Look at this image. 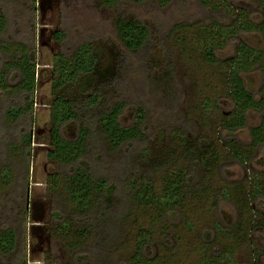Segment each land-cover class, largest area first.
<instances>
[{
  "label": "rangeland",
  "instance_id": "rangeland-1",
  "mask_svg": "<svg viewBox=\"0 0 264 264\" xmlns=\"http://www.w3.org/2000/svg\"><path fill=\"white\" fill-rule=\"evenodd\" d=\"M0 4L9 19L5 37L34 52L35 78L39 80L33 94L32 116H22L18 122L4 118L7 108L24 107L25 99L15 89L20 82L15 69L6 73L8 88L0 90V174L4 167L12 176L9 187L0 186V227H11L16 233L18 229L24 231L20 246L26 249V264H83L82 259H88L87 255H72L68 240L58 229V216L68 217L72 208L65 198L54 194L50 176L65 173L68 168L48 157L50 96L56 80L53 61L58 55L70 58L77 47L88 41L110 47L122 58L118 62L120 72L102 92L99 110L122 103L118 120L121 126H131L137 109L144 110L142 139L117 150L110 149L97 131L98 119L90 121L93 133L87 162L97 177L106 178L114 188L113 192L108 188L106 193L114 194V203L121 202L129 181L151 177L154 194L160 195L167 169L183 168L191 181L187 182L182 209L159 216L155 207H133L126 220H118L117 229L111 230L108 246L112 252L102 255L106 246L94 250L89 255L92 264H135L133 256L141 236L148 242L142 250L143 258L156 261L153 264H203L202 259L207 260V256H212L213 264H264V195L253 198L251 193L256 184L264 189V149L250 145L249 133L264 117V105L260 112L249 111L246 125L234 133L222 128L233 106L220 85L218 64L203 61L202 41L194 33V25H204L216 18L210 10L204 9L198 0H173L163 7L156 0L111 7L102 5L100 0H36L32 21L29 3L0 0ZM240 4L248 10V20L258 23L261 11L257 1L240 0L235 5ZM118 14L133 17L148 28V41L137 52L121 48L115 31ZM176 24L193 28L189 33H175ZM57 29L66 33L62 43L53 40ZM239 40L264 52V38L259 32H243L215 52L218 61L232 57ZM6 60L0 55V72ZM241 78L255 100L264 102V62L261 67L241 74ZM77 131V124L69 122L61 134L70 139ZM26 132L30 134L28 176L23 174L25 165L19 162L18 152ZM183 135L187 142L203 143L201 150L206 142L211 143L218 160L209 168H194L180 156L179 140ZM231 139H235L233 146ZM174 144L175 166L170 163L154 176H148L147 169L137 163L143 150L166 161L165 148L173 151ZM232 147L242 154L241 161ZM202 186L206 194L194 198L195 190ZM224 189L232 200L219 195ZM125 205L122 201V206L115 205L114 210ZM23 215L25 222L21 227L19 219ZM225 229L232 234L224 233ZM224 249L230 252L228 257L217 260L214 253ZM0 264H10L9 256L0 257Z\"/></svg>",
  "mask_w": 264,
  "mask_h": 264
},
{
  "label": "trees",
  "instance_id": "trees-1",
  "mask_svg": "<svg viewBox=\"0 0 264 264\" xmlns=\"http://www.w3.org/2000/svg\"><path fill=\"white\" fill-rule=\"evenodd\" d=\"M13 1L29 3L32 21H35V17L33 20V14L36 12V0ZM144 1L146 0H100V3L111 7L124 4H141ZM156 1L160 7L173 2V0ZM239 1L198 0L199 4L204 9L210 10L216 18H212L204 25H194V33L202 41L201 58L206 63L218 64L220 85L233 106L229 116L222 122V128L231 134L246 125V115L249 111L260 112L264 105L263 101L255 100L253 94L245 88L241 78V74L249 73L263 65L264 52L254 49L239 40L235 43L232 57L218 61L215 56V52L221 50L231 40L236 39L239 33L255 31L259 32L264 38V0H256L261 11L258 23H252L248 20V10L242 4L235 5ZM8 24L9 19L5 13V8L0 4V55L7 58L2 65L5 68L0 72V90L8 88L5 83L6 73L15 69L18 78H20V82L15 86V89L25 99L23 108H7L4 111V118L7 122H18L22 116H32L35 102L33 94L39 80L35 78L36 59L33 56L34 52L28 51L27 47H23L5 37ZM192 28L193 25L176 24L173 30H175V33H189ZM115 31L121 48L131 53L143 48L149 38V30L146 25L133 17L125 18L121 14L116 17ZM65 39L66 33L63 29H57L53 33L55 42L62 43ZM121 59V54H116L115 51H112V48L101 43L96 44L88 41L77 47L70 58L58 55L52 66V73L56 80L52 86L50 96V152L48 157L68 169L65 173H55L49 178L53 183L54 194L60 196V198H65L72 208L68 217L58 216L57 221L60 223L58 229L61 236L68 240L66 244L73 253L72 255L88 256V259H82L83 264H92L89 255L98 248L106 246L101 251L102 255L106 253L109 255L112 252L110 246H108L110 237L113 235L111 230L112 228L117 229L118 220H126L133 207H155L154 209L159 216L185 207L184 200L186 199V192H188L187 185L191 183L190 179L187 178L188 172L183 168L167 169L168 174L163 179L160 195L154 194L151 177L144 181L142 180L144 178H140L139 181H129L128 185L124 186L125 195L121 202L119 200V202L114 203L112 200L114 194L106 193L108 188L111 192L114 191V188L106 178L97 177L92 172L87 159L90 153L89 142L93 133L90 121H93L94 118L98 119L96 120L98 124L97 131L100 132L112 150H117L121 146L138 141L143 137L144 110L141 107L137 109L136 119L131 126H121L119 124V115L123 109L122 103H115L106 111L99 110L103 102L102 92L111 82L112 77L114 78L120 72L121 66L118 65V62ZM69 122H72L74 126L77 124L78 131L70 139H67L62 136L61 129ZM249 133L250 145L264 149V117L258 126L250 128ZM178 138L180 137L178 136ZM184 139L186 138L183 135V138L179 140L181 142L180 156L186 159L194 168H209L218 160V154L213 150L211 143L206 142L205 149L201 150L203 143L200 144L196 140L194 142L188 140L187 142ZM21 142L24 144L19 151L17 150L20 155L19 162L24 163L23 174L28 176L29 132L22 136ZM230 143L233 146L235 139H231ZM230 145L229 147H231ZM173 147V151L165 148L166 161L158 159L157 156L151 157L147 151L143 150L137 163L147 169L148 176H154L156 172L162 170L161 168L169 167L170 163L175 166L173 156L176 154L174 152L177 149L176 144ZM232 151L241 161L242 154L238 149L232 147ZM1 171L0 186L9 187L12 176L8 169L4 167ZM262 184H264V178ZM195 191L194 198H197L200 194H206V188L203 186ZM226 191V189L219 191V195L227 200H232V197ZM190 192H193V190ZM251 193L255 198L258 195H264V189L256 184ZM114 200L117 201L115 197ZM122 201L123 205H126L119 211L114 210V208L122 206ZM213 202L216 204L215 200ZM24 212L26 213L23 210V214ZM23 219H25L24 215L23 218L19 219L20 225L25 222ZM76 220L78 224L74 223ZM234 229L236 230V228ZM23 233L24 231L19 229L16 233L11 227H0V257L9 256L10 264H26V249L20 246ZM224 233L232 234L227 229ZM235 233L237 234L238 231L234 232L235 238H237ZM137 243V253L133 256L135 264L155 263L156 261H146L143 258L142 250L144 245L148 243L143 236L140 237ZM229 253L227 249H224L223 252L218 251L217 254L215 252L214 256L217 260H221L228 257ZM212 259V256H207V260L202 259L203 264H213ZM50 264L55 263L51 261ZM100 264L106 263L101 262Z\"/></svg>",
  "mask_w": 264,
  "mask_h": 264
},
{
  "label": "water",
  "instance_id": "water-1",
  "mask_svg": "<svg viewBox=\"0 0 264 264\" xmlns=\"http://www.w3.org/2000/svg\"><path fill=\"white\" fill-rule=\"evenodd\" d=\"M29 196V191L27 192V197Z\"/></svg>",
  "mask_w": 264,
  "mask_h": 264
}]
</instances>
